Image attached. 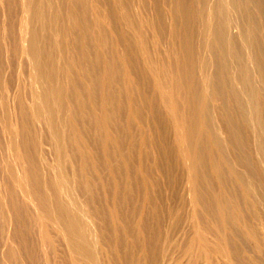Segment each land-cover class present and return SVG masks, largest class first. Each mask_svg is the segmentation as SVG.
<instances>
[{
	"label": "bare ground",
	"instance_id": "6f19581e",
	"mask_svg": "<svg viewBox=\"0 0 264 264\" xmlns=\"http://www.w3.org/2000/svg\"><path fill=\"white\" fill-rule=\"evenodd\" d=\"M0 264H264V0H0Z\"/></svg>",
	"mask_w": 264,
	"mask_h": 264
},
{
	"label": "rangeland",
	"instance_id": "374dc122",
	"mask_svg": "<svg viewBox=\"0 0 264 264\" xmlns=\"http://www.w3.org/2000/svg\"><path fill=\"white\" fill-rule=\"evenodd\" d=\"M260 255H262V254H260ZM250 256L252 257V259H254V257H256V260H257V256L251 255V254H250Z\"/></svg>",
	"mask_w": 264,
	"mask_h": 264
}]
</instances>
